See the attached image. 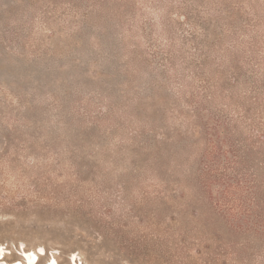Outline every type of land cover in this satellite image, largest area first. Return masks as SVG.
<instances>
[{
    "label": "rangeland",
    "instance_id": "1",
    "mask_svg": "<svg viewBox=\"0 0 264 264\" xmlns=\"http://www.w3.org/2000/svg\"><path fill=\"white\" fill-rule=\"evenodd\" d=\"M0 245L264 264V0H0Z\"/></svg>",
    "mask_w": 264,
    "mask_h": 264
},
{
    "label": "bare ground",
    "instance_id": "2",
    "mask_svg": "<svg viewBox=\"0 0 264 264\" xmlns=\"http://www.w3.org/2000/svg\"><path fill=\"white\" fill-rule=\"evenodd\" d=\"M6 248L2 247L0 245V264H7L5 262H3V260H6ZM24 252V260H20L19 262H21L22 264H42L41 261V256L42 253L38 252L37 250H29L26 251L25 249L23 250ZM54 255V254H53ZM51 256V255H50ZM54 259V260H52ZM49 257L48 261L44 264H58L57 258L55 256ZM73 261V262H72ZM85 264L81 258H79L75 252H73L72 254H70V264L74 263V264ZM21 263H13V264H21Z\"/></svg>",
    "mask_w": 264,
    "mask_h": 264
},
{
    "label": "water",
    "instance_id": "3",
    "mask_svg": "<svg viewBox=\"0 0 264 264\" xmlns=\"http://www.w3.org/2000/svg\"><path fill=\"white\" fill-rule=\"evenodd\" d=\"M19 248H20V250H21V247H20V245H19Z\"/></svg>",
    "mask_w": 264,
    "mask_h": 264
}]
</instances>
